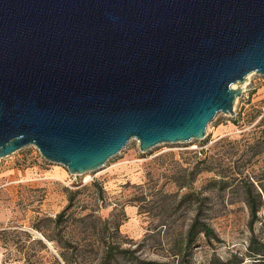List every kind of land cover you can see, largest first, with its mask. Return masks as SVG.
I'll use <instances>...</instances> for the list:
<instances>
[{
  "label": "water",
  "instance_id": "obj_1",
  "mask_svg": "<svg viewBox=\"0 0 264 264\" xmlns=\"http://www.w3.org/2000/svg\"><path fill=\"white\" fill-rule=\"evenodd\" d=\"M264 75V0H0V158L71 174L205 137Z\"/></svg>",
  "mask_w": 264,
  "mask_h": 264
},
{
  "label": "rangeland",
  "instance_id": "obj_2",
  "mask_svg": "<svg viewBox=\"0 0 264 264\" xmlns=\"http://www.w3.org/2000/svg\"><path fill=\"white\" fill-rule=\"evenodd\" d=\"M233 87L241 90L234 100V115L217 114L201 140L160 143L141 152L132 138L103 167L83 174H71L64 165L46 160L33 145L1 157L0 264H22L26 253L33 251L40 255L41 264H49L50 256L58 257L64 243L75 244L80 253L90 256L87 264H96L102 241L129 250L116 264H136L140 259L169 264L239 260V264H264V259L247 250L251 236L264 243V226L256 222L250 230L240 182L247 172L263 177L264 192V151L255 155L244 144L251 139L264 147V75L252 72ZM196 155L208 156L212 171L193 175L192 189L200 203L180 202L185 189H178L175 182L189 178L191 169L203 167L194 166ZM220 169L236 177L224 189L209 186ZM97 194L100 199L95 200ZM69 204L74 216L98 217L93 226L70 221L67 232L73 242L62 224L54 223ZM198 211L210 218L217 240L206 243L200 235L189 256L173 255L174 241ZM260 214L264 215V207ZM114 222H121L118 229ZM38 241L46 249L37 251Z\"/></svg>",
  "mask_w": 264,
  "mask_h": 264
},
{
  "label": "trees",
  "instance_id": "obj_3",
  "mask_svg": "<svg viewBox=\"0 0 264 264\" xmlns=\"http://www.w3.org/2000/svg\"><path fill=\"white\" fill-rule=\"evenodd\" d=\"M254 139V138H252ZM253 140H245L246 149L253 150V154L260 155L264 151V147L259 148L258 144L261 143L250 142ZM253 143V144H252ZM255 148V152H254ZM204 157H198L197 155L195 164H203V167L199 170L194 171L193 169L189 172V178L181 177L177 179L175 185L178 189H185L180 195V202H192L195 203L198 201L200 203L199 198L197 197V193L192 189V183L194 182L193 175L197 176L201 171H212V164L210 163V159L208 156L203 155ZM194 171V172H193ZM262 178L257 176H251L248 172L240 179L241 188H243V202L246 205L249 213V221L248 226L250 230H253V225L256 222H260L261 226H264V215L261 216L260 212L261 209L264 207V192L262 190ZM236 177L234 175L231 177L226 174L222 169L218 170L216 176L213 177L210 181L209 186H217L219 185L221 189H224L232 180H235ZM239 182V184H240ZM258 186V187H257ZM206 198V197H205ZM100 199L99 194L96 195L95 200ZM71 200V198H70ZM201 205V204H198ZM71 205H67L60 213L57 214L54 223L62 224V231L67 233L69 240L72 241L74 237L70 236V233L67 232V226L70 221H78L81 222L82 225H91L93 226L96 222L97 216L93 213H88L83 216H74V213L71 211ZM200 207V206H199ZM96 217V218H94ZM262 218V219H261ZM207 216H202L200 212H196L194 216L191 218L187 228L185 231L180 234V237L176 239L173 243V249L176 251L173 252V255H181L183 258L184 256H189L191 254V250L193 247L197 246L198 236L203 235L205 237V242L210 243L211 239H216V236L213 232V227L211 226V222ZM90 220V221H87ZM263 220V221H262ZM64 223L66 225H64ZM104 223H108V219L104 220ZM121 222H114L116 229H118ZM65 235V234H64ZM71 237V238H70ZM101 239V238H100ZM102 241V239H101ZM73 242V241H72ZM103 242V248L99 250L98 255L95 257L96 264H116L119 257L126 258V254L128 253V249L119 248L114 244H106ZM101 242V243H102ZM37 243L41 244V249L37 251H41L42 249H46V247L38 241ZM99 246V245H98ZM61 250L58 253V257L50 256L49 264H87V262L91 259L90 256L84 254L83 252L78 249V247L74 245H68L66 243L60 245ZM100 249V248H99ZM248 253L256 257L257 259H264V243L258 242L255 240L253 236L250 237L248 243ZM38 253L35 251L26 253L24 257V261L22 264H41ZM241 260L236 261L234 264H239ZM136 264H169L167 262H160L155 260H146L140 259L137 260Z\"/></svg>",
  "mask_w": 264,
  "mask_h": 264
}]
</instances>
